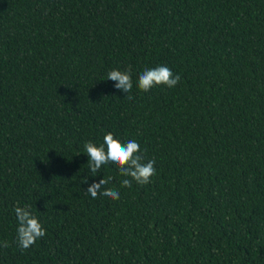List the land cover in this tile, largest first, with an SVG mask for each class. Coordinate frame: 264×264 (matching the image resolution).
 Instances as JSON below:
<instances>
[{"label": "trees", "instance_id": "trees-1", "mask_svg": "<svg viewBox=\"0 0 264 264\" xmlns=\"http://www.w3.org/2000/svg\"><path fill=\"white\" fill-rule=\"evenodd\" d=\"M157 65L180 82L139 90ZM107 132L149 184L92 176ZM109 177L119 199L85 193ZM16 206L46 229L24 251ZM3 241L0 264H264V0H0Z\"/></svg>", "mask_w": 264, "mask_h": 264}, {"label": "clouds", "instance_id": "clouds-1", "mask_svg": "<svg viewBox=\"0 0 264 264\" xmlns=\"http://www.w3.org/2000/svg\"><path fill=\"white\" fill-rule=\"evenodd\" d=\"M180 75L173 74L172 70L166 65H157L154 68H145L138 76L136 86L143 92H149L157 86H166L173 88L180 82ZM102 80H111L116 82L114 87L124 94L130 93L133 88L131 70L121 71L113 69L107 73V77ZM128 99H132L128 96ZM83 153L88 157V170L95 176L104 165L115 166L120 174L125 177L121 181L122 187H131L135 182L141 186L147 185L156 175L155 160H145L141 154L140 144L130 139L122 143L114 137L112 132H107L102 143L99 145L93 142H86L83 146ZM111 177L102 178L98 182L94 181L89 185L86 194L93 199L98 195L117 200L120 197L118 190L109 189L105 186L109 183ZM87 182V177L82 179ZM17 221L16 244L24 251L34 245L37 240L46 235V229L42 226L39 219L32 214L30 208L16 206L13 209ZM7 241L0 243V247H8Z\"/></svg>", "mask_w": 264, "mask_h": 264}]
</instances>
